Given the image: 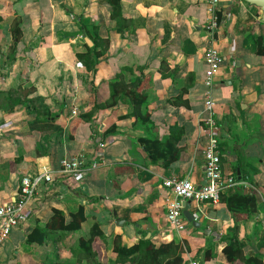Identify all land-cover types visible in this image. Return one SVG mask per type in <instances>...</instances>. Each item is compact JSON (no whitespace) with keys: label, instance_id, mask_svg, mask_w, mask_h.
I'll return each instance as SVG.
<instances>
[{"label":"crops","instance_id":"1","mask_svg":"<svg viewBox=\"0 0 264 264\" xmlns=\"http://www.w3.org/2000/svg\"><path fill=\"white\" fill-rule=\"evenodd\" d=\"M212 1L120 0L119 23L112 0H0V206L16 198L23 177L44 165L55 171L1 246L0 264L143 260L121 258L115 239L127 248L174 242L184 264H232L223 248L238 243L264 262L263 11L247 0H219L213 28ZM211 45L224 57L211 89L223 171L237 179L222 196L240 191L255 197L256 208L233 215L222 200L192 201L201 227L188 222L177 232L168 227L164 180L205 179L204 52ZM94 46L103 51L97 60ZM86 60H96L95 68ZM120 74L141 80L138 116L132 93L113 104L111 83ZM175 127L182 132L172 155ZM149 146L161 153L156 161ZM80 154L88 157L81 173H60L63 158ZM80 209L79 229L49 228L56 210L68 224Z\"/></svg>","mask_w":264,"mask_h":264},{"label":"built area","instance_id":"2","mask_svg":"<svg viewBox=\"0 0 264 264\" xmlns=\"http://www.w3.org/2000/svg\"><path fill=\"white\" fill-rule=\"evenodd\" d=\"M219 0H213L210 12L213 15L212 27L216 28V4ZM204 61L207 66L204 84L208 88L206 109L208 112L205 123L208 127V142L203 149L205 158V184H197L190 178L170 177L164 180V186L170 191L166 199V219L170 230L181 232L187 228L188 221L184 216V202H210L218 204L224 191L237 184L236 176H225L223 162L219 150L222 131L219 129L213 113V101L211 89L214 79L220 70L224 57L220 50L211 45L205 49ZM102 148L104 144L100 145ZM98 163L94 162L95 168ZM88 166V157L80 154L74 158H63L60 163V173L66 176L81 173ZM55 171L48 165L42 166L40 172L35 175L23 177L19 186V193L13 200L0 206V248L9 238L13 228L17 227L23 218L28 203L40 190L43 183H52Z\"/></svg>","mask_w":264,"mask_h":264},{"label":"trees","instance_id":"3","mask_svg":"<svg viewBox=\"0 0 264 264\" xmlns=\"http://www.w3.org/2000/svg\"><path fill=\"white\" fill-rule=\"evenodd\" d=\"M112 4L114 9L112 16L117 20H119V23H122L121 21L122 16L120 13L121 12L120 0H112ZM104 42H105L104 49H106L109 43L108 41H104ZM95 46L93 47V56L97 60V58H99L103 54V51L102 50L97 51ZM78 56L80 59H84L83 55L79 54ZM96 60H94L92 64H90V62L86 60L87 68L90 70L94 69L96 65ZM140 83L141 80H136L129 83L125 82L124 75L123 74L118 75V79L113 83H111L113 104H115V98L119 94L123 92L132 93L134 95V97L132 98V103L134 106L133 114L135 116H138L139 110L141 109V105L143 104L144 101V98L137 93ZM85 120H89V119L85 118ZM176 131L178 132V135L175 134ZM181 132H182L181 128L180 130L178 129V127L173 128L174 135L172 134L173 140L171 139L172 141H169L170 143V147H168L169 153L172 154L176 152L175 144L179 141L181 137ZM140 141L141 143H146L147 145H152V142L155 146L161 144L159 141H152L151 143L145 139H141ZM166 142H168V140ZM167 146H169L168 143ZM149 152L151 153L152 160L154 161H156V154L158 156H161L159 150L156 153L153 152L152 146L151 147L149 146ZM221 200L224 203H226L228 209L232 212L233 215L245 214V213L248 214L250 212H253L256 208L255 197L250 195H245L240 191H230L228 195H225L224 197L221 196ZM84 220H85V216L83 209H80L77 213L72 214V220L68 224H66L65 222L64 214L61 211L56 210L52 221L49 223V228L54 229L55 227H57V225H59L61 229L77 230L81 227V222H83ZM39 231L40 228L34 229V232H39ZM42 238L38 242H43ZM30 239L33 240L34 236L31 235ZM114 244H115L114 249L121 258L125 256L133 257L134 255L142 254L144 256L143 260H140L136 264H184L183 258L181 257L183 248L181 249L180 245L174 242L163 244L158 248L155 247L151 242H142L127 248L121 246L118 239L117 240L115 239ZM207 252H206V257H211V252L210 251L208 252L210 253L209 256L207 255ZM223 253L225 254L227 260L232 264H234V262L237 259L243 260L245 264H264V262L259 258L246 257L238 243H231L229 245H226L223 248Z\"/></svg>","mask_w":264,"mask_h":264},{"label":"water","instance_id":"4","mask_svg":"<svg viewBox=\"0 0 264 264\" xmlns=\"http://www.w3.org/2000/svg\"><path fill=\"white\" fill-rule=\"evenodd\" d=\"M247 1L249 3L257 5L258 7L261 8V10L263 11L262 20L264 21V0H247ZM205 183H206V181L204 179L202 184H205ZM190 208H191V201L184 202V211H183L184 216L186 217L187 221L190 224H192L196 228H200L201 227V223L197 220L195 215L193 213H191ZM213 235H215L216 238L219 239L218 234L213 233Z\"/></svg>","mask_w":264,"mask_h":264}]
</instances>
